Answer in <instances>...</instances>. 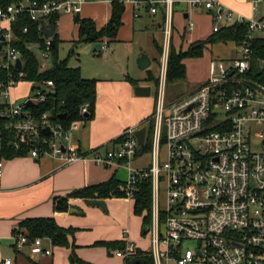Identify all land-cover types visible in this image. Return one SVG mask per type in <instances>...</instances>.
I'll return each instance as SVG.
<instances>
[{
  "label": "built area",
  "instance_id": "built-area-1",
  "mask_svg": "<svg viewBox=\"0 0 264 264\" xmlns=\"http://www.w3.org/2000/svg\"><path fill=\"white\" fill-rule=\"evenodd\" d=\"M89 1L53 0L39 5L23 0L0 7V34L6 38L0 51V69L8 75L0 81V190L7 137L12 136L9 147L28 148L33 159L50 156L66 164L92 162L109 169H127L128 200L135 201L139 183L150 179L148 235L153 264H264V0H248L253 10L250 18L218 0L183 1L190 9H204L213 16L214 33L234 28L240 30L241 37L233 42L236 57L228 65L212 62L207 83L170 106L166 84L176 1L118 0L136 9L147 8L154 15L163 7L164 45L157 108L147 122L150 127L146 128L145 145L141 147L136 137L142 127H133L105 155L96 151L84 154L70 144L79 122L66 129L50 113L38 116L28 107L29 102L37 106L53 96V82H30L34 96L22 104L15 103L11 94L25 82L23 61L13 46V25L19 15L28 14L44 33L50 28V18L78 16ZM193 28L190 22L189 30ZM44 45L29 46L41 51V71L51 61V40L46 38ZM19 60L21 70L17 69ZM89 108L88 104L83 106L81 114L87 115ZM47 128L51 135L43 133ZM148 141L150 165L133 168L132 161ZM14 241L18 253L28 250L34 256L53 255L52 248L44 247L43 238H33L23 230L16 231ZM138 251L135 244L128 243L116 256L131 261ZM4 264L14 261L8 259Z\"/></svg>",
  "mask_w": 264,
  "mask_h": 264
},
{
  "label": "crops",
  "instance_id": "crops-1",
  "mask_svg": "<svg viewBox=\"0 0 264 264\" xmlns=\"http://www.w3.org/2000/svg\"><path fill=\"white\" fill-rule=\"evenodd\" d=\"M175 1L173 13L174 33L171 46L175 47L177 51H187L191 44L205 41L214 34V31L208 36H204V33H201L199 36L203 37L201 40H199L200 38H195L187 45L188 32L198 29L200 26L199 20L204 19L209 20L210 25L214 28V19L204 9L193 10L183 2L184 0ZM218 1L237 14L246 18L252 17L253 10L248 0ZM114 2L119 1H89L84 5L82 13L78 16L81 19L94 21L98 30H101L111 21ZM124 5L123 25L118 32L117 38L112 42L106 38L97 42L102 44L98 53L102 55L106 52L108 54L106 60L115 61L116 51L114 50L116 49H111L112 45L117 46V44L124 42L126 45L131 46V44L136 42V34L146 31L152 32L153 45L160 54L162 63L165 9L161 7L159 12L154 15L147 8L140 7L136 9L131 3ZM75 19L76 16L73 15H61L59 17L56 24V34L60 43L69 41L74 44L79 40V25L76 24ZM190 22L194 23L193 30H189ZM156 35H159V37ZM233 42L217 43L213 46L232 44L234 47ZM149 59L152 66L153 62L151 58ZM70 63L71 60L69 65ZM161 63L160 66L162 65ZM77 67L82 70L80 66H74L73 68ZM150 67L143 70L148 71L149 76L148 78L144 77L142 80L115 70L106 71L102 78H92L91 80L98 81L95 114L92 119L79 122L78 127L71 133L72 141L70 144L84 154L96 151L101 155H105L106 151L112 149L116 141L129 128L139 126L142 127L141 129L148 128L150 125L147 122L153 118L156 112L157 94L160 84V77L158 78L153 72L149 71ZM25 82L31 84L29 81ZM137 87H150L152 89L151 96L136 95L135 89ZM199 88L188 90L175 99L173 103L196 92ZM14 102L17 103L16 101ZM145 156L148 160L142 164ZM150 163V152L144 153L141 150V153L132 161L131 166L141 169L148 167ZM120 173H123L128 178V171L125 168L109 169L97 166L92 162L66 164L63 160L50 156L33 159L29 154L11 160L7 158L0 190V264H4L8 259L13 260L14 264H60L71 253L70 248L73 249V253L77 258L86 263L106 264V258L98 255L94 248L105 247L107 250L119 251L124 249L128 243L137 246L134 242L136 239H133V241L131 238L133 230L136 235L138 227L141 226L142 231H144L146 225H144L142 216L140 218L141 224L139 219H137L138 217H136L138 215L135 214L134 200L125 198L105 199L102 201L105 202L107 210H104L99 206H91L86 200L71 198L69 199V205L71 209L76 210L75 213H70V210L63 213L55 210V202L57 200L67 198L86 187L102 184L113 178L125 184L127 178L120 179ZM120 204L127 208L126 215H124V210H121L122 216L120 218L122 219L119 218L124 223L121 225L123 228L122 234L121 231H113L106 226V219H109L110 216L112 217V214L115 217L118 215ZM114 216L113 218H115ZM42 218H53L60 227L76 230L74 236L69 237L71 246L58 247L53 244L50 238L44 237L45 241L50 242V247L46 248H52V256H34L28 250L18 253L14 246V234L16 231L23 230L27 232L26 229L21 228V224L24 221ZM126 218L128 225L130 223L133 227L132 230L129 229V226L125 228ZM114 242L122 243L124 248H108L101 244ZM92 247L94 248L91 249ZM138 248L141 251L140 247Z\"/></svg>",
  "mask_w": 264,
  "mask_h": 264
},
{
  "label": "trees",
  "instance_id": "trees-1",
  "mask_svg": "<svg viewBox=\"0 0 264 264\" xmlns=\"http://www.w3.org/2000/svg\"><path fill=\"white\" fill-rule=\"evenodd\" d=\"M23 0H0V7L7 8L11 5L18 4ZM39 5H43L53 0H30ZM125 5L120 2H114L112 5V18L109 24L101 30H98L96 23L90 19H81L76 16V24L79 25V40L74 43L77 47L79 44L97 43L99 41L109 39L114 41L120 28L123 25V15ZM60 16H53L47 21V26L57 24ZM27 30V32H26ZM14 41L13 46L20 52L23 61V73L25 81L54 83L55 92L46 102L39 103L31 108V111L36 115L50 113L55 122L61 123L66 129H69L75 122L88 121L94 117L96 101H97V80L86 79L82 75L81 68H73L69 65L72 57H75L76 51L73 49L70 56L65 60H60L58 55V47L60 44L59 37L56 34L53 38V47L50 50L51 66L45 71H41V61L35 55L34 50L30 49V45H40L45 47L46 37L43 32L39 31L38 23L32 21L28 14L19 15L17 22L13 25ZM1 37V34H0ZM241 37L240 30L235 31L234 28L223 29L219 33H214L205 41L195 42L190 45L187 51H177L171 46L168 69H167V86L185 81L187 79V68L184 63L186 59L202 57L207 45L226 43L234 41ZM7 72L0 69V81L7 78ZM158 82V81H157ZM90 105L88 118L81 114L82 107ZM67 114L66 119H61L60 116ZM8 136V135H7ZM12 136L7 137L6 156L9 160L24 157L28 155V148L15 150L9 147ZM151 150V143L148 141L146 146L142 148V152L148 153ZM125 184L117 180L111 179L108 182L95 186L86 187L79 190L67 198L57 200L55 202L56 212H69L71 207L69 199L90 200H107L111 198H125ZM151 203L152 189L151 180H143L139 183V191L135 195V214L143 217L144 225L151 224ZM22 229H26L27 233L33 238H50L55 246L70 247L69 237L74 236L76 230L64 229L60 227L53 218L31 219L26 220L21 224ZM108 248H124L120 242L101 243ZM100 244V245H101ZM135 259H145L148 264H153L150 259L144 256L142 251H138ZM130 260H128L129 262ZM74 262L77 264L86 263L76 255Z\"/></svg>",
  "mask_w": 264,
  "mask_h": 264
},
{
  "label": "rangeland",
  "instance_id": "rangeland-1",
  "mask_svg": "<svg viewBox=\"0 0 264 264\" xmlns=\"http://www.w3.org/2000/svg\"><path fill=\"white\" fill-rule=\"evenodd\" d=\"M264 9V5H262ZM199 28L195 29L193 32H188L187 37V45L190 44L195 38L201 40L203 37H199L201 33H204V36H208L210 33L213 32L212 25H210L209 20H199ZM201 29V31H199ZM197 34V35H196ZM159 37V35H156ZM102 44L100 43H89V44H79L77 47L74 46L73 43L69 41L61 42L58 47V55L60 60H65L70 56L71 50L76 51L75 57L71 58L70 65L80 66L82 67V74L85 78H102L106 74V71L115 70L120 71L122 74L130 75L136 79L142 80L144 77L148 78V71L140 70L138 66V60L142 55H147L151 58L153 64L150 67L149 71L153 72L155 76L158 78L161 74V57L158 51L156 50L155 46L153 45V34L152 32H138L136 34V42L134 44L126 45L124 42L117 44V46L112 45L111 49H116V60L115 61H108L107 53L104 52L102 55L98 53ZM171 51V50H170ZM35 55L42 61L41 51L38 49H34ZM236 57V52L232 44L230 45H219L213 46L208 45L202 57L198 58H189L184 61L186 68H187V79L185 81L176 83L174 85H169L166 87L167 93V106H170L175 99L181 96L183 93H186L188 90H195L200 86L207 83L210 79V71L211 65L214 61H222L229 64L230 59ZM157 60V61H156ZM51 61L48 62V67L51 66ZM74 65V66H73ZM31 84L27 82H22L16 88H14L11 92L12 100L16 101L17 104H22L25 99L29 97H33L34 93L32 92ZM150 126H148L149 128ZM165 150H163L162 159H165ZM148 159L146 156L142 160V164L146 162ZM120 179L127 178L123 175V173L119 174ZM121 210H124V215H126L127 208L120 204L118 208V215L115 217L112 214L109 219H106V226L110 230H117L123 231L121 225H123V221L121 222L120 218L122 216ZM113 216L115 218H113ZM139 219L141 216H136ZM120 218V219H119ZM141 224V223H140ZM130 227L129 229L132 230V226L128 225L127 218L125 220V228ZM148 226V225H147ZM135 231L133 230V235H131L132 240L134 241L138 247H140L141 251L144 253L148 259L152 261L151 256V237L148 234H144L142 231V227H138L136 235ZM194 246L195 244L192 243ZM44 247H50V242L45 241ZM92 247L91 249H93ZM71 249V253L65 261L60 264H77L74 262V253L73 249ZM98 253V255L106 258V264H127V259L118 258L116 256V250L108 249L105 247H97L94 248ZM61 262V261H60ZM153 263V261H152Z\"/></svg>",
  "mask_w": 264,
  "mask_h": 264
},
{
  "label": "water",
  "instance_id": "water-1",
  "mask_svg": "<svg viewBox=\"0 0 264 264\" xmlns=\"http://www.w3.org/2000/svg\"><path fill=\"white\" fill-rule=\"evenodd\" d=\"M56 33H57V29H56L55 24H52L50 28H45V30H44V35L46 38L51 40V46L52 47H53V38L55 37ZM5 40H6V38L4 36H2L0 38V51H1V48H2ZM138 65H139V68L141 70H146L151 66V61L146 55H142V57L138 61ZM17 69L18 70L22 69V62L20 60L17 62ZM151 92H152V89L150 87H137L135 89V93L138 96L149 97V96H151ZM27 105L30 108L34 107L33 103H31V102H29ZM85 117L88 118V115H85ZM60 118L66 119L67 114L61 115ZM146 131H147V129L143 128V129L136 132V137H137L139 145L141 147H143L145 145ZM43 133L46 135L52 134L50 128L43 130ZM88 203L93 207L99 206L102 209L107 210V206H106L105 202L102 200H97V199L96 200H90V201H88ZM75 212H76L75 209L70 210V213H75ZM143 232H144V234H148L149 226H145ZM127 264H148V262L145 259H134V260L127 262Z\"/></svg>",
  "mask_w": 264,
  "mask_h": 264
}]
</instances>
